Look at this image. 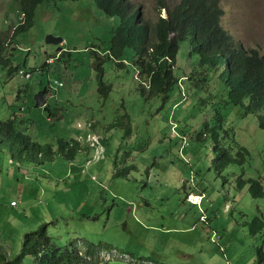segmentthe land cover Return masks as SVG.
Returning <instances> with one entry per match:
<instances>
[{
    "label": "rangeland",
    "instance_id": "obj_1",
    "mask_svg": "<svg viewBox=\"0 0 264 264\" xmlns=\"http://www.w3.org/2000/svg\"><path fill=\"white\" fill-rule=\"evenodd\" d=\"M20 1L0 0L1 39L9 41L23 19ZM130 1L156 40L160 17L183 0ZM220 2L232 38L264 54V0ZM119 22L91 0H46L29 31L14 39L13 63L31 78L0 68V120L16 117L40 144L56 149L65 140L82 149L72 162L40 163L15 159L0 146V259L14 258L24 235L47 225L59 247L98 250V264H260L264 228L252 234L250 223L264 219V198L254 197L248 184L238 187L241 178L264 184L258 113L227 104L224 84L194 72L198 55L190 41L181 44L175 69L186 76L166 100L149 97L135 49L121 60L105 52ZM48 35L64 42H48ZM61 47L67 49L62 56ZM100 64L111 85L106 99L99 92ZM46 89L47 104L37 107ZM208 124L223 125L219 131L230 138L221 142L234 153L232 138L247 148L243 166L216 171ZM91 135L100 138L97 146ZM23 264L37 263L26 257Z\"/></svg>",
    "mask_w": 264,
    "mask_h": 264
},
{
    "label": "trees",
    "instance_id": "obj_2",
    "mask_svg": "<svg viewBox=\"0 0 264 264\" xmlns=\"http://www.w3.org/2000/svg\"><path fill=\"white\" fill-rule=\"evenodd\" d=\"M45 1L21 0L19 10L23 19H20L12 29L9 41L0 38V68L8 70L10 75L19 71L12 59L16 50L13 41L19 34L29 31L35 20L37 8ZM91 1L95 2L108 17L120 20L113 38L114 44L105 49V52L110 53V58L121 60L129 47L135 49L138 57L136 64L148 81L149 97L161 96L166 100L175 85L186 76L178 75L175 69L181 44L190 41L192 51L198 55V68H195L194 72L199 77V72L204 74V80L213 74L217 82L226 87V103L241 105L248 112L258 113L259 126L264 129V54L258 47H244L237 43L227 32L222 25L225 12L220 0H183L175 8H168L169 16L166 18L161 16L155 26L156 40H152L149 25L142 20L141 9L133 11L130 0ZM93 51L98 53L96 49ZM66 52L67 49L63 48L59 54L62 56ZM48 63L43 71L49 67L50 63ZM125 64L124 61H119V65ZM99 69V92L106 99L111 85L103 80L105 71L102 64L99 65ZM46 93H49L48 89ZM223 118L219 120L223 122ZM219 129L224 130L222 124L214 126L208 124L206 127V134L214 141L213 165L216 171L220 173L231 164L243 166L248 154L247 148L232 138L234 145L238 147L234 153L232 144L227 147L221 142V138L230 137L222 135ZM1 145H4L15 159L40 163L53 161L56 157L72 162L77 152L82 149L78 142L71 143L65 140H59L56 149L51 144L43 145L35 142L20 129L16 117L6 121L0 120ZM247 184L254 197L264 198L262 181L241 178L238 187L242 189ZM263 228L262 217H255L250 223L252 234L261 232ZM78 250V246L74 243L70 247H59L53 243L45 225L25 234L20 253L12 259L2 257L0 264H23L26 257H33L37 264H98L97 261H86L79 256ZM258 256L260 264H264L262 247L258 248Z\"/></svg>",
    "mask_w": 264,
    "mask_h": 264
},
{
    "label": "built area",
    "instance_id": "obj_3",
    "mask_svg": "<svg viewBox=\"0 0 264 264\" xmlns=\"http://www.w3.org/2000/svg\"><path fill=\"white\" fill-rule=\"evenodd\" d=\"M51 61L53 62V61H54V58H52ZM19 73H20L22 76L25 75L27 78H31V74H29V73H27V74H26V73H23L21 70L19 71ZM60 85L63 86V82L60 83ZM90 140H91V145H92V146H93V145L97 146L98 143H100V138H99V137H96V135H91V136H90ZM11 205H12L13 207H16L18 204H17L16 202H12ZM81 244H82V243H81ZM77 246H78V245H77ZM78 248H79V250H78V252H79V256L83 257V258L86 259V261H88V262H92V261H93V259H94L93 254H89L87 249H85V251H83V249L80 248L79 246H78ZM94 255L96 256L97 259L100 258L99 255H98V250H97L96 252H94ZM100 260H101V259H100Z\"/></svg>",
    "mask_w": 264,
    "mask_h": 264
},
{
    "label": "water",
    "instance_id": "obj_4",
    "mask_svg": "<svg viewBox=\"0 0 264 264\" xmlns=\"http://www.w3.org/2000/svg\"><path fill=\"white\" fill-rule=\"evenodd\" d=\"M46 41L48 42H53V43H63L64 42V38H56L52 35H48V37L46 38ZM61 49H63V47H61ZM48 93H46V91L41 92L40 94H38L37 98H36V102H37V107H44L47 104V97Z\"/></svg>",
    "mask_w": 264,
    "mask_h": 264
},
{
    "label": "bare ground",
    "instance_id": "obj_5",
    "mask_svg": "<svg viewBox=\"0 0 264 264\" xmlns=\"http://www.w3.org/2000/svg\"><path fill=\"white\" fill-rule=\"evenodd\" d=\"M198 197H199V196H195V195H193V201H194V202L197 201Z\"/></svg>",
    "mask_w": 264,
    "mask_h": 264
},
{
    "label": "clouds",
    "instance_id": "obj_6",
    "mask_svg": "<svg viewBox=\"0 0 264 264\" xmlns=\"http://www.w3.org/2000/svg\"><path fill=\"white\" fill-rule=\"evenodd\" d=\"M54 58V57H53ZM90 251L88 250V253H89ZM94 254V253H93ZM92 262H94V261H92Z\"/></svg>",
    "mask_w": 264,
    "mask_h": 264
}]
</instances>
